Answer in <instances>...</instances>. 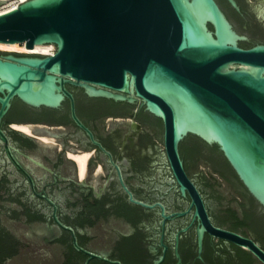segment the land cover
<instances>
[{
    "label": "water",
    "instance_id": "95a60500",
    "mask_svg": "<svg viewBox=\"0 0 264 264\" xmlns=\"http://www.w3.org/2000/svg\"><path fill=\"white\" fill-rule=\"evenodd\" d=\"M227 1L241 13L236 0ZM248 7L263 26L250 30L248 21L229 19L217 0H27L0 15V43L25 44L28 49L53 44L56 52L0 51L9 54L0 58V123L14 99L37 109H56L69 98L74 120L93 138L76 115L67 85L84 88L92 97L142 101L164 122L169 162L182 196L191 199L189 212L195 210L200 225V254L208 232L264 264V247L258 241L214 226L180 152L190 135L217 146L264 212V44L241 46L264 36V0H248ZM29 128L35 134L34 127ZM0 136L7 142L1 128ZM200 171L209 174L212 168L202 161L193 169V177L202 184ZM220 181L219 190L227 198L222 203L227 205L235 191ZM213 207L221 214V208ZM171 218L165 216V222ZM55 220L72 233L75 249L88 256L86 264L94 259L122 264L82 248L74 230L56 216ZM4 223L14 230L15 224L6 219ZM109 226L94 228L92 248L105 247ZM64 257L60 246L33 243L21 247L5 264H62Z\"/></svg>",
    "mask_w": 264,
    "mask_h": 264
},
{
    "label": "flooded vegetation",
    "instance_id": "af4514ba",
    "mask_svg": "<svg viewBox=\"0 0 264 264\" xmlns=\"http://www.w3.org/2000/svg\"><path fill=\"white\" fill-rule=\"evenodd\" d=\"M242 16L248 21L246 15ZM8 55L0 53V58L5 60ZM66 87L74 97L77 117L93 138L74 120L69 98L56 109H37L14 99L1 120L0 128L7 139L0 136L3 247L21 248L33 243L60 246L64 251L69 245L74 247L72 233L60 226L56 216L64 227L74 230L82 248L122 264H152L163 256L161 264H262L249 251L208 232L200 254V225L195 210L189 212L191 199L182 196L169 162L161 118L142 106V101L118 102L92 97L81 87ZM15 125H30L36 135L24 133ZM41 136L52 141H43ZM180 152L214 226L254 239L250 232L217 222L216 215L225 213L210 209L208 195L193 177L192 159L187 161L182 149ZM78 155L89 157L84 174ZM198 175L202 183L203 176H212L220 183L223 179L213 169ZM236 203L237 207L234 202L231 205L241 213ZM224 206L227 209L229 202ZM183 212L189 213L174 216ZM165 216L172 218L165 222ZM4 219L15 224L14 230ZM98 225H110L109 239L102 249L91 247L93 230ZM80 253L82 264H86L88 256ZM66 260L64 257L62 264ZM90 264L112 263L94 259Z\"/></svg>",
    "mask_w": 264,
    "mask_h": 264
},
{
    "label": "trees",
    "instance_id": "16d2710c",
    "mask_svg": "<svg viewBox=\"0 0 264 264\" xmlns=\"http://www.w3.org/2000/svg\"><path fill=\"white\" fill-rule=\"evenodd\" d=\"M223 8L229 19H235L239 22H244L248 19L249 29L251 26L260 28L263 26L257 20L256 15L250 12L248 3L245 0H236L241 7V12L236 11L227 0H217ZM250 12L249 14H246ZM258 44H264V36L261 38H252L248 42H242L243 48H251ZM182 153L187 159H192V171L200 162H205L218 173L224 180H226L234 189L235 195L228 200L229 206L224 209L223 200H227L223 193L219 190L222 184L212 176H203L202 190L208 195L209 207L214 210V207L221 208V213L225 216L216 215V220L221 225H229L232 229L241 230L244 233L250 232L254 239L264 247V212L253 196L248 192L243 183L238 178L235 171L232 169L228 161L225 159L223 153L217 146H210L196 136H188L182 143ZM188 169L190 167L188 166ZM233 202H239L241 213L232 207ZM69 241V240H68ZM19 247L1 244L0 240V264H5L6 259L16 255L19 252ZM66 262L64 264H82V254L75 250L72 245H69L65 250Z\"/></svg>",
    "mask_w": 264,
    "mask_h": 264
},
{
    "label": "bare ground",
    "instance_id": "6f19581e",
    "mask_svg": "<svg viewBox=\"0 0 264 264\" xmlns=\"http://www.w3.org/2000/svg\"><path fill=\"white\" fill-rule=\"evenodd\" d=\"M27 0H0V5L9 4L11 5L6 6L0 9V15L6 14L11 12L19 7L20 4L24 3ZM0 51H7V52H17L21 54H41V55H54L56 52V46L53 44H37L33 47V49H28L25 44H10V43H0ZM30 125H15V127L24 133L29 135H35L32 133V129L29 128ZM43 141H52L49 137L41 136ZM80 168L81 173L84 174L86 170V163L88 160V155H81L76 157Z\"/></svg>",
    "mask_w": 264,
    "mask_h": 264
},
{
    "label": "rangeland",
    "instance_id": "374dc122",
    "mask_svg": "<svg viewBox=\"0 0 264 264\" xmlns=\"http://www.w3.org/2000/svg\"><path fill=\"white\" fill-rule=\"evenodd\" d=\"M9 5H11V3L0 5V9H2V8L6 7V6H9Z\"/></svg>",
    "mask_w": 264,
    "mask_h": 264
}]
</instances>
